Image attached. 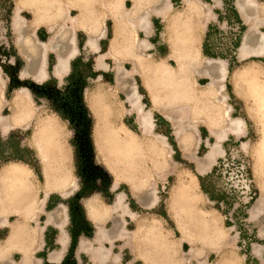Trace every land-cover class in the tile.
<instances>
[{
  "label": "bare ground",
  "instance_id": "6f19581e",
  "mask_svg": "<svg viewBox=\"0 0 264 264\" xmlns=\"http://www.w3.org/2000/svg\"><path fill=\"white\" fill-rule=\"evenodd\" d=\"M184 1L185 11L170 19L169 15L173 8L171 0H41V2L30 0L29 9L34 16L33 22L47 26L52 35L46 42L38 40V44L24 43L28 47L27 61L29 64L22 76L29 75L37 83L47 80L49 76L48 54L52 53L56 56L53 76L60 80L65 78L70 72L71 61L79 54L76 34L82 31L87 35L85 46L97 54L98 69L106 70L108 68L106 60L114 61L119 86L134 76L142 79L152 106L157 111H161L166 120L173 125L174 136L180 148L186 151L188 147H191L190 143L192 145L193 135L198 132L196 126L199 120L196 118L204 112L202 101L191 94L192 78L195 76L207 78L210 81L206 87L208 92H211L218 82H221L219 89L224 90L228 69L221 59L203 57L198 47L199 39L196 34L195 19L199 18V23L201 22V26L205 28L210 20L209 11L204 10L202 16L200 0ZM128 2H131V7L128 6ZM235 4L242 20L248 26V32L239 48V58L247 60L264 56V33L260 31V28L264 27V15L261 16L260 11L262 10L264 14V8H261L255 0H235ZM97 5L102 7L101 11L97 10ZM77 9L80 10L79 15H72V11ZM152 16L159 17L167 23L165 35L169 39L171 52L162 61H154L144 53L150 51L151 48L147 38L152 31ZM106 19L113 23L114 36L107 51L102 52L99 41L106 35L104 25ZM20 21L15 26V31L19 35L18 42L24 41L23 35L26 28L25 21L24 23ZM141 33H144L146 37L141 38ZM255 34H258L257 39L254 38ZM126 59L133 61L132 70H128L124 65ZM170 62H174L175 66H172ZM234 82L247 85L257 96L264 117V81H259L258 73L253 68L245 67L236 74ZM3 85L4 82L0 79V88H3ZM3 98V91L0 90V101ZM31 99L27 89L19 91L14 99L12 114L9 117L0 116V127L3 134L18 127L30 126L35 114L32 103L30 104ZM223 100H226V96L218 100L216 98L215 102L221 103ZM126 102L131 107V111L136 113L142 134L149 137L145 146L151 154L153 173L163 170L165 159L170 156L172 150L167 138L154 132L153 113L150 110H144L142 95L135 84L127 88ZM89 105L97 118L94 133L95 147L115 176L113 189L116 190L119 184L124 182L130 186L132 193L142 206L148 209L155 208L159 203L157 182L152 179L146 188L142 189L147 178V175L142 178V172H149L141 161L142 150L145 147L140 145L129 128L121 126L118 130L110 125V117L111 114L114 115V110L109 105L105 94L91 96ZM230 111L229 106L222 109L214 103L205 117L200 120L209 128L215 140L214 143H209L208 151L202 159H195L196 172L200 176L207 174L216 165L217 159L225 155L222 144L227 140L228 135L238 136L243 133L242 121L232 119L229 115ZM192 116L193 119L195 118L194 122L192 121L193 125H186V120ZM223 122L224 126L218 128ZM60 123L55 117L37 118L36 126L30 136L38 152L48 190L39 206V200L35 198L26 205L23 203L33 187L31 178L34 173L31 167L24 162L15 161L0 168V226L6 228L9 226L8 215L11 213L24 217L33 214V218L38 209L40 211L43 207L51 191H61V195L66 197L70 191L78 189V184L72 176L69 151L64 140L65 133ZM261 142L260 148L263 151L264 134ZM198 144L197 139L193 153H196ZM243 147H247L245 142ZM190 156L192 158V155ZM260 158L258 157L256 161L257 171L261 174L262 158ZM122 169H126L128 173L124 175ZM197 185L196 177L191 176L171 189L168 196L167 212L177 232L180 233L179 241H171L159 219L151 223L147 231L145 230L147 232L145 234L137 214L128 207L125 194L120 192L109 207L101 206L94 196L87 200V212L98 228L93 240V244L95 242L97 245L94 246L91 241L85 240L80 248L82 250L92 248L93 264H104L111 247H105L102 244L103 239L106 237L110 241L116 238L126 239L127 243L131 244L138 237H142L146 241L143 257L152 264H192L189 261L190 258L200 264H208L207 258L210 254H216L217 261L213 264H243L235 245L226 235L220 221L209 211L203 209V201L200 192L197 191ZM260 189L264 193L262 185ZM263 202L262 198L260 203L254 207L251 213L253 217L264 213ZM64 209L66 210L65 206ZM109 213H117L122 219H120V224H115L111 230L103 225L105 216ZM48 217L49 220H53L54 216L49 213ZM62 218L58 226L61 228V242L64 245L67 234L63 225L67 215L65 214ZM125 218L136 222L135 230L130 232L125 228L127 223ZM33 235L24 224L12 226L6 243L4 245L0 243V258H4L6 252L16 244H27ZM185 245L190 247L187 253L184 251ZM131 248L136 252L134 247L131 246ZM261 250L257 246L255 252L260 253ZM118 260L119 257L115 255L113 262L118 264Z\"/></svg>",
  "mask_w": 264,
  "mask_h": 264
},
{
  "label": "rangeland",
  "instance_id": "374dc122",
  "mask_svg": "<svg viewBox=\"0 0 264 264\" xmlns=\"http://www.w3.org/2000/svg\"><path fill=\"white\" fill-rule=\"evenodd\" d=\"M36 1L41 2V0ZM200 1L202 3V16L205 8V11H209L210 19L215 16L207 25L206 30L198 26L197 37L199 39L200 53L203 57H207L203 54V44L211 26L209 49L212 54L217 55L215 59H221L225 62L228 69V78L224 82V90L219 89L221 82H218L216 87H214L215 89L213 88L211 92L206 90L208 82H210L207 78L199 76L192 78L193 87L191 94H194L196 98L198 97L202 101L204 112L199 117L201 119L196 118L199 120L196 126L198 132L191 139L192 145L191 143L189 145L191 147L183 151L174 136L173 125L166 119L162 121L159 117L163 113L152 106L142 79L139 76H134L119 86L114 61L106 60L108 68L106 70L98 69L96 66L97 54L85 46L87 35L82 31H78L76 34L79 54L71 61L70 72L65 78L60 80L53 76L52 72L56 56L52 53L48 54L49 76L47 80L37 83L29 75L22 76L29 64L27 61L28 47L25 44L29 45L33 42L38 44V40L46 42L52 33L47 26L33 22L34 16L31 9H29L31 7L30 0H0V79L4 82L3 88H0L4 96L3 100H1L2 102L0 101V116L9 117L12 114L14 99L21 89H27L30 92L32 98L30 104L32 103L31 106L35 110L34 120L29 127H18L7 134H3L0 127V168L15 161H22L31 167L34 173L31 178L33 187L26 195L23 203L26 205L31 199L35 198V200H39V206L48 190L42 173L40 158L30 136L36 126L37 118L55 117L61 122L60 124L64 130V140L69 151V164L72 176H74L73 178L78 184V189L70 191L66 197L61 195V191H51L46 203L43 205V210L39 211L38 209L33 218V214L25 215V217L12 216L9 218L11 225L24 224L31 231H37V229L45 226L48 218L47 213H52L56 222L63 219L62 217L65 214L67 215L66 220H68L69 216L74 217L78 211L81 212L82 216H85L86 211L83 205L87 199L94 196L101 206L109 207L113 204L117 194L123 192L128 207L137 214L138 220L142 223L143 232L154 220L159 219L166 235L169 236L171 241L177 242L180 239V233L177 232L174 223L168 216V196L170 190L177 187L181 181L195 176L198 181L197 191L200 192L203 201V209L209 211L210 214L220 221L226 235L235 245L236 252L241 257L242 263L264 264V213L256 217L251 214L262 198L264 201V193L260 189L261 185L264 188V150L262 151V148H260L264 134V117L257 101V96L254 95L247 85L242 82L239 84L234 82L236 74L245 67L253 68L258 73L259 81L263 82L264 56L252 57L247 60L238 58L239 48L245 34L248 32V26L243 21V29L235 15L230 12L231 1H233L235 6V0ZM255 1L261 8H264V0ZM172 3L173 8L169 15L170 19L186 9L184 0H172ZM128 6L131 7V2H128ZM97 10L101 11L102 7L97 5ZM79 13V9L72 11V15H79ZM260 15H264L262 10ZM19 21L23 23L25 21L26 23L24 24L26 28L23 35V39L26 42H18L19 35L15 31V26ZM104 25L106 27V35L99 41L100 51L102 52L107 51L114 36L112 21L106 19ZM166 25L167 23L163 22L159 17L152 16V31L147 38L151 48L150 51L148 50L144 53L148 54L154 61H162L170 54L169 39L165 35ZM260 31L264 33V27L260 28ZM239 36L241 37L240 45L238 48H234V42ZM140 37L145 38L146 36L141 33ZM257 37L258 34H255L254 38L257 39ZM126 60L124 65L128 70H132L133 61ZM170 64L175 66L174 62H170ZM132 84L137 86L138 92L142 95L144 110H150L153 113L154 132L165 136L172 150L170 156L165 159L164 168L161 171L153 173L151 154L145 146L149 137L142 134L137 115L134 111H131V107L126 102L127 88ZM205 92L208 93L203 95ZM100 93L107 96V101L114 110V115L111 114L110 117V125L118 130H120L121 126L129 128L133 131L140 145L145 147L142 150L141 161L149 172H142V178L147 175L142 189L146 188L152 179L157 182L159 203L153 209L142 206L132 193L130 186L124 182H121L116 190L113 189L115 176L108 168L106 160L98 153L95 147L94 133L97 118L89 105L90 97ZM223 96H226V100L221 103L215 102L216 98L217 100L222 99ZM214 103H217L222 109L229 106L231 108L230 117L242 121L241 127L243 129L241 135L230 136L222 144L225 155L218 158L216 165L208 172L210 173L216 167L217 171L213 176V183L218 190L217 192H228L227 203L222 205V210L226 211V213L217 210L216 204L203 193L199 182L200 175L196 172V164L194 163L195 159L203 158L208 151L209 143L215 142L209 134V128L205 123L200 122ZM194 119L192 116L186 120L185 124L193 125ZM223 126L224 122L218 128ZM197 139L199 144L196 153H193L194 143ZM244 142L247 144L246 148L243 147ZM190 155H192V158ZM260 155L262 156L261 174L257 171L258 165L256 161L258 157L260 158ZM122 172L124 175L128 173L126 169H122ZM161 176L163 178H160ZM144 195L147 198V195ZM80 207H82V211L79 209ZM120 219L119 214L109 213L105 216L103 225L106 229L111 230L115 224H120ZM126 221L125 228L130 232L135 230L136 222L129 218H126ZM86 224L84 227H74L72 222H66V234L68 237L71 234L73 238L67 245L71 252L76 251L80 241L88 240L93 236L95 228L92 224L89 225L87 221ZM49 232L52 234V239L59 233L54 226L49 227ZM6 233H8L6 229L0 228V242L4 241ZM145 242L142 237H138L131 244H128L126 239L116 240L113 244V254L108 264H117L113 262L115 255L120 257L118 264H152L151 261H146L143 257L145 256ZM106 246L110 247L109 245ZM131 246L136 249V252L132 251ZM257 246L260 250L262 249L260 253L255 252ZM52 248L58 249V245L55 243ZM189 248L188 245H185V253L189 251ZM81 257V264H93L86 253H82ZM189 261L192 264H200L191 258ZM207 261L208 264L216 262V254H210ZM67 264H74V260L71 259Z\"/></svg>",
  "mask_w": 264,
  "mask_h": 264
},
{
  "label": "crops",
  "instance_id": "0c3cea01",
  "mask_svg": "<svg viewBox=\"0 0 264 264\" xmlns=\"http://www.w3.org/2000/svg\"><path fill=\"white\" fill-rule=\"evenodd\" d=\"M235 8H236V4H235ZM236 10H237V8H236ZM237 12H238V10H237ZM238 14H239V12H238ZM239 16H240V14H239ZM214 18H215V16L213 18H211L209 20V22L211 20H213ZM240 18H241V16H240ZM195 20H196V23H197L195 25V27H196L195 29H196V34L198 36V31H199V27L198 26H201L202 24H201V22L199 23V21H198L199 18L198 19L196 18ZM202 20H204V19H202ZM241 20H242V18H241ZM209 22L206 24L205 28H203L202 26L201 27L206 30L207 25L209 24ZM242 22H243V20H242ZM198 47H199V42H198ZM199 50H200V48H199ZM170 52H171V48H170ZM249 59H251V58H249ZM160 115L164 119H166L163 116V114H160ZM209 134H210V131H209ZM210 136H211V134H210ZM230 136H234V135L229 134L228 137H230ZM228 137H227V139H228ZM86 202L87 201L84 202V209L86 211V215L85 216H79V217H70L69 216L68 220H66V219L64 220L63 229L65 230L67 221L72 222L74 227H77V226L84 227V226L87 225L86 224V221H87V223H89V225L92 224L93 227L95 228L93 236L90 237L88 239V241H91L92 245L96 246L97 244L95 242L93 244V240L96 237L98 228H97V224L90 218V216H89V214L87 212ZM42 208L40 209V211L43 210ZM12 216L24 217V216L19 215V214L17 215V213H11V214L8 215V225L9 226L7 228L0 226L1 229H6V231H8V233H6V237H5L4 241L0 242L2 245H4L6 243L7 237L11 233L12 226H14L13 224L11 225V222L9 221V218L12 217ZM47 216H48V213H47ZM61 221L62 220H59L58 222H56L54 217H53V220H49V217H48L47 221L45 223V226H43L42 228L37 229V231L36 230L32 231V233L34 234L33 238L27 244H25V243L16 244L15 246L11 247L10 250H8L6 252L5 257L4 258H0V264H67L71 259L74 260V264H81L82 263V259H81L82 258L81 257L82 253H86L89 256V259L93 262V249L89 248L88 250H82L80 248L81 245H82V242L85 241V240L80 241V243L78 244L75 252H71V250L68 249V247H67L68 242L72 241V239H73L71 237V234H70L69 237L68 236L66 237L64 245L62 244V242H61V228L58 226V223L61 222ZM104 222H105V220H104ZM50 226H54L59 231V233H57V235L54 237V239L51 238L52 234H51V232H49V227ZM51 239H52V241H51ZM116 240H121V239L116 238V239L110 241L106 237L105 239L102 240V244L105 247H107L106 245H109L111 247L110 252L107 255L108 259L105 261L104 264H108L109 263L111 255L113 254L112 247H113V244H114V242ZM55 243L58 245V249L57 248L56 249L52 248V245H54ZM116 256L119 257V255H116ZM119 261H120V257H119L118 262Z\"/></svg>",
  "mask_w": 264,
  "mask_h": 264
},
{
  "label": "trees",
  "instance_id": "16d2710c",
  "mask_svg": "<svg viewBox=\"0 0 264 264\" xmlns=\"http://www.w3.org/2000/svg\"><path fill=\"white\" fill-rule=\"evenodd\" d=\"M230 12L233 13L235 15V17L237 18V21L239 24L242 25V28L244 29V25L243 22L235 8V6L233 5V1H231L230 4ZM211 26L209 27V30L206 34V38L203 44V54L207 57H211V58H215L217 55L212 54L210 52L209 49V38L211 36ZM241 37L239 36L236 41L234 42V48H238L241 42ZM162 121H165L164 118H162L161 116L159 117ZM22 162V161H21ZM217 171L216 167L207 175L205 176H200L199 177V182H200V186L201 189L203 191V193L205 195L208 196V198L214 202L216 204V209L219 211H223L224 213H226V211L222 210V205L227 203V196H228V192H217V188L215 187L214 183H213V176L215 174V172Z\"/></svg>",
  "mask_w": 264,
  "mask_h": 264
},
{
  "label": "flooded vegetation",
  "instance_id": "af4514ba",
  "mask_svg": "<svg viewBox=\"0 0 264 264\" xmlns=\"http://www.w3.org/2000/svg\"><path fill=\"white\" fill-rule=\"evenodd\" d=\"M83 207H84V205H83ZM79 209H81V211H82V207H80ZM79 216H82L80 211H78V213L76 215H74V217H79Z\"/></svg>",
  "mask_w": 264,
  "mask_h": 264
}]
</instances>
